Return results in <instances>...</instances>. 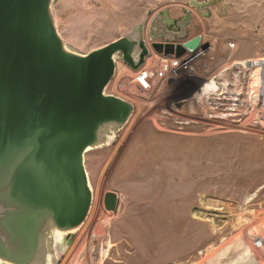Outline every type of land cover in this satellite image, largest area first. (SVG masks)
I'll return each instance as SVG.
<instances>
[{"label":"rangeland","instance_id":"374dc122","mask_svg":"<svg viewBox=\"0 0 264 264\" xmlns=\"http://www.w3.org/2000/svg\"><path fill=\"white\" fill-rule=\"evenodd\" d=\"M50 11L75 55L137 40L139 28L148 51L137 71L115 57L105 94L133 112L85 154L91 207L77 231L57 237L56 264H229L249 250L243 264H264V96L255 78L264 0H51ZM195 38L208 51L186 70L136 85L137 73L157 75L172 58L153 44ZM107 194L116 196L112 212Z\"/></svg>","mask_w":264,"mask_h":264},{"label":"water","instance_id":"95a60500","mask_svg":"<svg viewBox=\"0 0 264 264\" xmlns=\"http://www.w3.org/2000/svg\"><path fill=\"white\" fill-rule=\"evenodd\" d=\"M51 0H0V264H56L57 237L77 231L92 202L85 154L103 146L133 107L105 94L115 57L137 71L148 56L124 37L85 56L67 51ZM182 58L200 45L153 44ZM116 196L104 197L115 209Z\"/></svg>","mask_w":264,"mask_h":264},{"label":"built area","instance_id":"2783aa9c","mask_svg":"<svg viewBox=\"0 0 264 264\" xmlns=\"http://www.w3.org/2000/svg\"><path fill=\"white\" fill-rule=\"evenodd\" d=\"M187 54H185L180 59H175L173 57L170 59L169 58L163 59V64L160 66L161 68H160V71L158 72L157 75L155 73L150 72V71L149 72L143 71V72L137 73L136 77H135V81L137 82L136 85L139 88H141L142 90H147L150 87L149 83H151L152 78H154V76H158L159 78L163 77V79H164L166 76H168L170 74H171L170 76H175L177 74V72H180V70H186L188 65L191 62H193V61H187ZM195 60H196V53H195ZM258 91H260V93L262 92V95L264 96V91L261 88H258ZM259 99H261V98L259 97Z\"/></svg>","mask_w":264,"mask_h":264},{"label":"bare ground","instance_id":"6f19581e","mask_svg":"<svg viewBox=\"0 0 264 264\" xmlns=\"http://www.w3.org/2000/svg\"><path fill=\"white\" fill-rule=\"evenodd\" d=\"M201 49V48H200ZM208 49V48H207ZM207 49H205V50H203L202 51V49H201V52H199V50H198V52L196 53V59L198 58V57H200V56H202L205 52H207L208 50ZM195 60V54L194 55H192V56H187V61H194ZM261 61H263V60H261ZM261 66H262V64H261ZM260 66V67H261ZM250 68H252V66L250 67ZM262 68V70H261V72H262V74L264 73V66H262L261 67ZM260 72H259V74H258V72H257V74H256V76H255V78H258V84H259V86H260V88L264 91V77H263V75H262ZM260 75V76H259ZM261 75H262V77H261ZM262 83H261V82ZM211 88V87H210ZM211 90V89H210ZM212 91V90H211ZM214 92V91H213ZM208 94V93H207ZM261 94H262V92H261ZM222 95H224V94H222ZM263 96V95H262ZM211 97V96H210ZM263 246H264V243H263ZM253 255H254V251H252V250H249V251H247V252H244L243 254H242V257H240V258H238L237 260H235L234 262H231V263H229V264H243V263H245L246 262V260H248L249 258H251V257H253Z\"/></svg>","mask_w":264,"mask_h":264}]
</instances>
